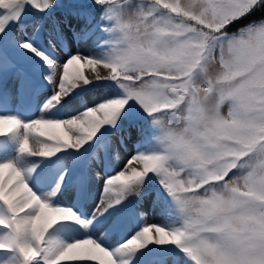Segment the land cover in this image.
I'll return each mask as SVG.
<instances>
[{
    "label": "snow or ice",
    "instance_id": "1",
    "mask_svg": "<svg viewBox=\"0 0 264 264\" xmlns=\"http://www.w3.org/2000/svg\"><path fill=\"white\" fill-rule=\"evenodd\" d=\"M0 264H264V0H0Z\"/></svg>",
    "mask_w": 264,
    "mask_h": 264
},
{
    "label": "rangeland",
    "instance_id": "2",
    "mask_svg": "<svg viewBox=\"0 0 264 264\" xmlns=\"http://www.w3.org/2000/svg\"><path fill=\"white\" fill-rule=\"evenodd\" d=\"M77 0H62V3H64L65 5H71L73 3H76ZM28 19H31V17H29ZM28 19H26L24 21V23L31 25L34 20L32 21H28ZM57 21H61V27L64 29V32L66 34V36L68 37V43L71 46L72 51H76V50H80L82 53L84 54H89L93 51V46L89 43V44H77L75 41L72 40V33H71V27H76L78 25V21L75 17H69L67 15V9H58L56 11V13L54 14V16L48 21V24H54ZM70 21V23H69ZM28 35L29 34V29L27 30ZM32 33V31L30 32ZM18 35L20 34L19 32L17 33ZM47 33L45 32V37H46ZM58 55L60 56L61 59L64 58L65 54L64 52H58ZM102 74H106V70L101 69L100 70ZM85 74L87 76H89V78H91L92 73L90 70H85ZM8 87L10 89H12L14 87V80H9V84ZM226 111V108H225ZM127 129V125L125 126ZM128 131L132 132L131 137L128 140V147H127V151H124L123 149H121V156L122 157H127L129 155H131V153L136 149V147H138V142L140 141L141 137L138 133V131L136 129H127ZM31 143V142H30ZM33 147H35V145H33ZM121 165H117V167H120ZM156 185H154L155 187ZM145 209L147 211V220L148 222L151 223H162V217L160 214L159 209H153L151 208L149 205H145ZM111 242V241H110Z\"/></svg>",
    "mask_w": 264,
    "mask_h": 264
},
{
    "label": "trees",
    "instance_id": "3",
    "mask_svg": "<svg viewBox=\"0 0 264 264\" xmlns=\"http://www.w3.org/2000/svg\"><path fill=\"white\" fill-rule=\"evenodd\" d=\"M259 16H260V13H257L255 17H251L250 19L258 18ZM35 19H36L35 17H31V19H28V21H32V20H35ZM28 29H29V34H32V33H30L32 31V28L29 27Z\"/></svg>",
    "mask_w": 264,
    "mask_h": 264
}]
</instances>
